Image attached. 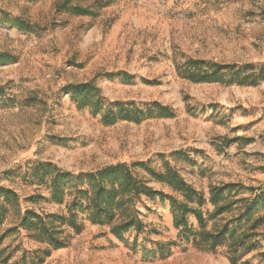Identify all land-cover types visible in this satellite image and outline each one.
<instances>
[{"label": "rangeland", "instance_id": "1", "mask_svg": "<svg viewBox=\"0 0 264 264\" xmlns=\"http://www.w3.org/2000/svg\"><path fill=\"white\" fill-rule=\"evenodd\" d=\"M63 1L0 0V59H6L0 60V186L19 198L0 234L16 225L25 209L65 214L73 198L70 193L61 204L50 201L48 183L30 176L34 164L50 162L73 174L125 164L136 179L163 194V200L136 199L142 229L129 230L120 242L110 225L79 215L81 232L37 264H230L228 244L210 251L194 246L191 237H177L169 198L180 204L183 197L148 169L171 167L205 199L211 186L227 183L238 185L236 198L252 199L264 184V80L191 82L176 69L189 59L239 68L264 62V0L69 1L91 15L73 14L61 8ZM15 19L30 30H18L11 24ZM86 82L111 103L158 102L173 116L104 125L90 105L79 108L63 90ZM234 207L217 222L240 219L243 203ZM201 210L206 217L213 207L205 203ZM259 216L263 207L251 219ZM187 219L199 229L192 215ZM251 233L252 246L239 260L264 264V222ZM169 241L177 243L169 246V256L144 257V251ZM43 246L19 228L2 240L9 260L0 264Z\"/></svg>", "mask_w": 264, "mask_h": 264}, {"label": "trees", "instance_id": "2", "mask_svg": "<svg viewBox=\"0 0 264 264\" xmlns=\"http://www.w3.org/2000/svg\"><path fill=\"white\" fill-rule=\"evenodd\" d=\"M31 1V0H28ZM70 0H64L60 6L76 15L93 14L89 8L79 5H70ZM11 24L18 30H30L24 21L15 19ZM1 61L6 60L1 56ZM178 74L191 82H227L238 85H255L264 80V62L253 66L246 64L239 68L234 64H222L205 61L202 59H189L176 66ZM65 93L70 94L79 108L88 105L92 108L93 115H99L104 125H111L118 120L139 123L144 119L153 117H172L173 111L169 106L158 102L136 105L116 101L111 103L104 100L93 82L69 84L63 87ZM4 88L0 86V97ZM146 166L147 163H140ZM149 170L151 176L167 184L171 189L183 197L180 204L169 198L172 211L173 225L178 229L177 237H191L192 244L203 250L214 251L219 247L227 246V258L230 264H249L247 260L239 258L244 250L252 246L250 241L252 230L264 222V216L251 219L252 213L259 207L264 208V184L257 187V194L252 199L245 197L236 198L239 187L234 183H227L209 188L208 198L193 189L179 174L169 166L164 171ZM30 176L39 181L48 183L49 200L56 204L63 203L65 196L72 193V200L67 203L65 214H38L30 209L19 213L16 225L0 234V246L4 237L16 232L19 228L28 232V236L43 248L31 252H22L19 260L12 264H37L49 256L51 251L61 249L69 244L71 236L79 234L83 224L78 222L79 215H85L91 224L110 225L111 234L120 242L124 241V234L129 230L139 232L143 225L135 215L136 199L141 195L153 197L163 194L145 182L136 179L125 164L110 165L93 172L73 174L63 170L50 162H40L33 165ZM85 185L81 188V185ZM209 203L213 210L204 216L201 207ZM243 203V213L240 219H231L222 224L215 219L236 204ZM19 198L17 194L6 187L0 186V228L12 210H18ZM188 215H192L199 229L195 230L188 223ZM119 222L116 223L117 219ZM211 222L210 229L206 224ZM242 223L247 229L241 227ZM69 227L72 234L66 232ZM250 241V242H249ZM176 246L175 241H169L157 251H144V257L165 258L169 256V246ZM6 248H0V263H7L9 254H4Z\"/></svg>", "mask_w": 264, "mask_h": 264}]
</instances>
